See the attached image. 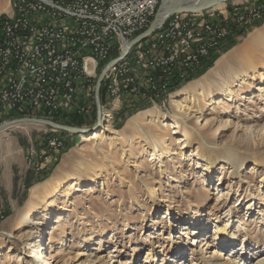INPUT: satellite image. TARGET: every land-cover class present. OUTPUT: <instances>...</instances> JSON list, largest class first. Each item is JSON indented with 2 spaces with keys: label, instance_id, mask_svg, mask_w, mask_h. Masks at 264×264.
<instances>
[{
  "label": "rangeland",
  "instance_id": "rangeland-1",
  "mask_svg": "<svg viewBox=\"0 0 264 264\" xmlns=\"http://www.w3.org/2000/svg\"><path fill=\"white\" fill-rule=\"evenodd\" d=\"M231 1L238 5L232 6ZM225 2L221 8H216L219 3L216 4L214 10L218 17L226 14L230 19L236 18L233 8L239 12L249 6L264 4V0ZM8 7V0H0V16ZM258 23L261 25L256 27ZM258 28L264 37V20L254 22L245 32L243 28L235 27L215 53L219 54L222 46L234 36L238 42L223 53L225 58L218 62L221 54L202 75L186 83V79L175 83L169 89L172 90L170 95L155 98L154 102L122 95L118 100L119 107L112 109L113 122L108 125L110 121L106 120L95 129L113 137L112 129L124 130L123 138L103 135L93 140L81 136L88 129L79 134L58 131L63 148L51 152L40 169L50 170L48 176L29 187L26 182H34L41 174L29 167L28 150L32 147L37 153L48 154L46 137L57 130L33 122L2 129L0 170H8L14 177L18 204L7 218L4 210L5 216L0 219L1 264H39L47 253L53 255L49 264H77L88 260L96 261L95 264H210L208 251L212 247L206 246V236L212 234L216 224L228 223L230 219H233V232L229 229L231 234L224 241L233 243L232 257L237 259V253L242 252L246 264H254L264 257V202L254 203L252 210L245 213L249 200L264 199L261 184L264 166L256 164L251 155L240 173L230 177L228 164L216 159L211 165L207 164L204 157L196 154L199 148L194 141L195 134L214 133L217 142H231L239 147L249 143L252 150L243 147L242 151L251 153L255 150L264 154V41L250 36ZM149 39L145 38L144 43ZM251 61L252 70L243 82L239 79L243 64ZM208 64L209 60H203L194 73L204 71ZM206 78L214 80L210 88L212 99L204 100L207 93L197 96L196 110L181 113L176 123L165 121L168 123L165 134L159 138L160 144L154 154L147 153L152 144L141 136L140 131L137 132L139 138L132 136L134 143L130 145L126 135L136 131L127 125L132 118H140L148 109L160 110L170 117L174 114L171 96L188 83ZM226 82L231 84V91L224 96ZM17 113L0 111V124L18 118L14 115ZM95 117L94 102L85 113L59 118L65 120V124L91 127ZM72 119L78 123L68 122ZM119 125L121 127L116 128ZM67 144L71 146L66 147ZM202 165H208L212 170L208 173ZM55 175L73 179L64 186L56 183L50 191L49 185ZM32 193H37L36 197L44 206L32 216L36 226L30 240L40 243L38 258L29 256V250L26 253L25 250L30 248L27 240L22 239L24 247H16L21 243L19 239L24 231L19 223L20 213ZM3 199L0 201L2 207ZM230 207L235 212L231 218ZM236 217L241 221L238 222ZM190 238H196V241L191 243ZM248 256L251 257L249 261L246 260ZM238 259L237 264L241 258Z\"/></svg>",
  "mask_w": 264,
  "mask_h": 264
},
{
  "label": "built area",
  "instance_id": "built-area-1",
  "mask_svg": "<svg viewBox=\"0 0 264 264\" xmlns=\"http://www.w3.org/2000/svg\"><path fill=\"white\" fill-rule=\"evenodd\" d=\"M8 2V10L0 16V111H33L50 119L85 113L95 102L100 64L121 56L102 80L99 126L108 117L111 124L113 115L107 114L122 95L150 102L170 95L175 83L219 51L235 27L245 32L264 20V4L239 12L233 8L235 19L226 14L218 17L214 8L174 12L159 31L147 36V43L145 37L129 45L148 26L160 0ZM59 134L56 131L46 138L48 154L28 150L26 158L35 172L47 163L51 152L63 148ZM4 216L0 205V219Z\"/></svg>",
  "mask_w": 264,
  "mask_h": 264
},
{
  "label": "bare ground",
  "instance_id": "bare-ground-1",
  "mask_svg": "<svg viewBox=\"0 0 264 264\" xmlns=\"http://www.w3.org/2000/svg\"><path fill=\"white\" fill-rule=\"evenodd\" d=\"M227 1V0H226ZM222 2L225 1H220L218 6H216V8H221L223 5ZM235 2V1H234ZM230 3V2H229ZM228 4L227 2H225V5ZM224 5V6H225ZM213 8H215L213 6ZM212 8H209V10ZM197 12V11H195ZM199 12V11H198ZM163 23H160L158 25V27L155 29V31H159V28L162 27ZM261 28H258L256 30H254L250 36H255L257 37L256 39H261L262 41H264V37H261V32L259 31ZM223 57L225 58L224 54L221 56V58H218V62L220 59H223ZM216 61V62H217ZM253 67V61L249 62V63H245L243 64V74L239 77V79L241 81H245L247 79L246 75L249 73V70H252ZM216 73H218L219 71H215ZM236 73V72H234ZM188 78V77H187ZM184 78V79H187ZM264 78V77H263ZM183 80V79H181ZM214 80L210 79V78H206L204 79V81H202L201 79L196 80V82H190L187 85H185L183 88L179 89L178 91H176L172 96H171V104L172 107L174 109V114L171 115L170 117H167L166 114L162 113L160 110L157 109H148L145 112L142 113V116L140 118H132L131 122L128 123L127 125L129 126V124L133 127L131 128L132 131L131 134H127V141L130 143V145H132L134 143L132 136L135 135L136 138H139V135H137V132L140 131L141 136L144 137L146 140L148 139L149 141H151L152 144V149L150 151H148L147 153H151L154 154V149L158 147V145L160 144V139H162V137L164 136L165 132H164V128L166 127V124H168V121H172L173 123H176L179 115H181V113L185 112V111H192V110H196L197 109V104H196V99L197 96H203L204 93H207V99H204L206 101H210L213 97L212 93L210 92V88L211 85L213 84ZM199 86V87H197ZM223 95H228L229 92L231 91V84L229 83H225L223 85ZM259 90H263L262 87H259ZM172 91V90H171ZM171 91H169V93H171ZM224 108V107H222ZM106 112H108L106 110ZM110 114L108 115H112L113 111L111 110V112H109ZM110 117H108L107 120H109ZM167 121V122H165ZM113 122V120H112ZM111 122V123H112ZM165 122V123H164ZM110 123V122H109ZM108 123V125H109ZM132 123V124H131ZM127 126V127H128ZM101 127V125L99 126ZM107 127V126H106ZM86 130V129H85ZM124 130H118V129H112L110 131V133L114 134L115 136H118L120 138L122 137V132ZM185 131V129H184ZM62 133V132H61ZM84 138H88V139H93V140H97L98 138L103 137V135H107L106 131H100L99 129H93L90 131H85L84 133H81ZM108 136V135H107ZM114 136V137H115ZM114 138L113 136H108V138ZM194 141L195 143L198 145L199 151L196 152V154H199L200 156L204 157L208 163L210 164L214 162V160H223L228 164V174L230 175V177L239 174L240 173V169L241 167L244 165V163L246 162V160H248V158H251V155L254 156V160L256 162V164H260L262 166H264V154L261 153H257V151H252L251 153H248L246 151H242L243 147H246L248 149H250V151L252 150L251 148H249L250 144L246 143L245 146L243 147H239L236 146L235 144L231 143V142H227V143H220L217 142L215 140V135L214 133H204L202 134H195L194 136ZM264 153V152H263ZM213 158V160H212ZM201 162V160L199 161ZM200 165V164H198ZM205 166L204 170L208 171V173L212 170V167L208 166V165H202ZM264 168V167H262ZM59 175H55L53 178V181H51V184L49 185V189L50 191L56 186V183L60 184V186H64V183L72 182L70 179L68 180V178L70 177H66V178H58ZM80 181V180H79ZM77 182V181H76ZM261 184H263L264 187V177L263 179H261ZM262 186V185H260ZM68 189V188H67ZM69 191V190H67ZM229 194V193H228ZM38 196L37 193H32V195L30 196L29 200L26 202L22 212L20 213V226L22 228H24L22 237H20L21 239H19L21 241V243L17 244V249L18 248H22L24 247V244H22V239L27 240V244H29L30 248L26 249V253L28 254V250L31 252V254H29V256L31 257H35L38 258L39 257V253H40V243H32V241L30 240L31 238V231L34 229V225L36 226V221H33L32 216L34 215V213L36 212V210L40 209V208H44L42 202H40V200L36 197ZM258 201H263V200H255V202H253V200H249L246 203V208H245V213H248L252 210L254 203H259ZM233 207H230L231 210V214H229L230 218L235 216V212L232 211ZM88 211L90 213H94V211L90 208H88ZM237 218V217H236ZM215 220V219H214ZM232 220L230 219L228 221V223H218L216 224L212 234L210 236H206V240L209 241L207 242L206 240V246H210L212 247L211 250L208 251V257H209V262L210 264H237V262L239 261L238 258H241L240 262L238 264H246L245 262V258H244V254H242V252H238V256L237 259H234L232 257V246L233 243L228 242L225 243V238L230 236L232 229ZM238 222L241 221V218L238 217L237 218ZM231 224V225H230ZM233 227V226H232ZM37 229L39 230V228L37 227ZM229 229H231V232L229 231ZM206 233H203V236H205ZM40 233L38 235V238L40 237ZM8 237H10L11 235L8 234ZM197 237H199V235H197ZM191 243H194L196 241V238H190ZM204 243V244H205ZM228 246H230L231 248H228ZM4 255V254H3ZM45 257H43V261L41 260V262H39V264H49L48 261L50 258H52V254L50 255L49 253L44 255ZM251 257L248 256L246 257V260H250ZM40 260V259H39ZM2 262V259H0V264ZM96 261L94 260H88V261H80L77 264H95ZM248 263V262H247ZM254 264H264V257H260Z\"/></svg>",
  "mask_w": 264,
  "mask_h": 264
},
{
  "label": "water",
  "instance_id": "water-1",
  "mask_svg": "<svg viewBox=\"0 0 264 264\" xmlns=\"http://www.w3.org/2000/svg\"><path fill=\"white\" fill-rule=\"evenodd\" d=\"M220 1H226V0H160L155 10V13L153 15V18L150 24L148 25V27L145 30L138 33L137 35H135L129 41V45H132L137 40L143 39L147 37L148 35H150L158 27V25L162 23L165 20V18L171 13L201 11V10H205V9L215 6ZM120 57L111 58L101 64V67H100L101 71L99 75L97 76L95 83H94V101H95V106H96V117L94 121L95 124L93 126L91 127L74 126V125L57 122L49 118L36 117V116H24V117H18V118H14V119L2 122L0 124V131L9 126L22 123V122H33L37 124H42L53 130L56 129L57 131H60V132L65 131V132L76 133V134H79L82 131H85V129H88L90 131V130L97 128L100 107H101L100 87L102 84V80H103L105 72L109 69L111 65H114L115 63H117Z\"/></svg>",
  "mask_w": 264,
  "mask_h": 264
},
{
  "label": "trees",
  "instance_id": "trees-1",
  "mask_svg": "<svg viewBox=\"0 0 264 264\" xmlns=\"http://www.w3.org/2000/svg\"><path fill=\"white\" fill-rule=\"evenodd\" d=\"M261 25V23H258V24H255V26L257 27V26H260ZM138 33H140V32H138ZM138 33H136V35L138 34ZM237 42L238 41H236V39H235V37L233 36V37H231L228 41H227V43H225L224 44V46H222V50H221V52L219 53V54H213V56H211V58L209 59V64H208V66L206 67V69L204 70V71H202V72H200V73H198V74H195V73H193V74H191L187 79H186V81H185V83L186 82H188V81H190V80H193V79H195L196 77H198V76H200V75H202L208 68H210L212 65H213V63L215 62V60L221 55V54H223V53H225L227 50H229L232 46H234L235 44H237ZM100 98H101V101H102V98H103V87H102V85H101V87H100ZM16 117H23V116H25V115H28V116H36V117H41V116H45L44 114H40V113H35V112H33V111H30V112H21V113H17V114H14ZM12 117H14V116H12ZM54 121H57V122H66L65 120H62V119H60V118H58V117H53L52 118ZM68 122H70L71 124H77L78 122H77V120H75V119H72V120H68ZM121 127V125H119V126H117L116 128H120ZM49 134H50V132H49ZM48 134V135H49ZM47 138V137H46ZM71 145H66V147H70ZM63 151V150H62ZM50 173V170H41L40 172H39V174H41L40 176H37L36 177V179L34 180V182H31V180H29L28 182H26V187H29L32 183H36V182H40V181H42V180H44L47 176H48V174ZM38 174V175H39Z\"/></svg>",
  "mask_w": 264,
  "mask_h": 264
},
{
  "label": "crops",
  "instance_id": "crops-1",
  "mask_svg": "<svg viewBox=\"0 0 264 264\" xmlns=\"http://www.w3.org/2000/svg\"><path fill=\"white\" fill-rule=\"evenodd\" d=\"M119 103L120 101L119 102L115 101V107L118 108ZM65 138L66 137H64V139ZM70 140H72L71 137H70ZM13 178L14 177L10 176V174L8 173V170L6 169L0 170V183H2V186H0V201L1 199L4 198L2 204L4 207L5 213H6V218L12 214L16 205L18 204L17 197H16V191H15L16 185H15V180ZM1 223H2V220L0 221V226H1Z\"/></svg>",
  "mask_w": 264,
  "mask_h": 264
}]
</instances>
